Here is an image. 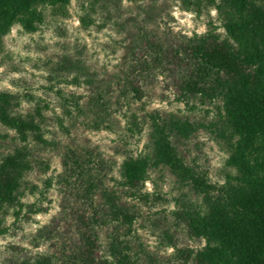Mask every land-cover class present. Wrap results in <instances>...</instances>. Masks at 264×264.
<instances>
[{
    "label": "trees",
    "instance_id": "obj_1",
    "mask_svg": "<svg viewBox=\"0 0 264 264\" xmlns=\"http://www.w3.org/2000/svg\"><path fill=\"white\" fill-rule=\"evenodd\" d=\"M71 1L0 0V52L14 27L36 33L46 22L47 9L65 18ZM89 5L93 10L95 4ZM181 5L198 16L212 8L220 24L210 20L205 33L180 41L158 39L143 30L132 42L121 94L130 96L131 102L142 101L144 86L162 77L175 90L176 102L190 112L212 113V121L148 113L150 152L125 158L112 188L101 182L105 164L98 161L94 163L97 168L90 169L79 159L69 164L67 157L65 185L71 186L73 175L85 185L75 194L80 202L75 242L60 257L39 253L11 264H138L131 242L138 216L127 201L148 200L145 187L150 173L162 169L171 173L180 189L188 190L189 194L176 200L180 208L174 214L188 237L204 244L178 248L174 237L166 234L177 260L184 264H264V0H181ZM85 9L81 21L88 28L93 19ZM72 63L65 59L60 70L71 69ZM72 83L79 84V78ZM49 90L61 101L63 118H57L61 126L66 116L94 113L93 125L100 129L112 116L113 105L101 94L91 99L92 110L87 111L80 96L54 87ZM37 100L32 95L0 91V126L14 132L19 144L0 161V240L10 231L8 217L18 223L48 211L42 197L46 199L52 180L45 182V190L27 182L35 166L32 145L49 144L45 112L50 105ZM25 101L35 103V109L22 112ZM130 124L131 133L141 130L136 114L131 115ZM201 130L228 154L223 184L188 164L174 143L175 139L188 141ZM38 193L40 198L34 202L24 201L28 196L37 198ZM105 228L111 229L104 247L100 235Z\"/></svg>",
    "mask_w": 264,
    "mask_h": 264
},
{
    "label": "rangeland",
    "instance_id": "obj_2",
    "mask_svg": "<svg viewBox=\"0 0 264 264\" xmlns=\"http://www.w3.org/2000/svg\"><path fill=\"white\" fill-rule=\"evenodd\" d=\"M91 2L95 4L93 10L89 9ZM85 8L93 19L88 28L81 21ZM45 15L46 22L38 32L28 34L16 26L5 38L0 52V91L36 96L37 101L41 98L50 105L45 112L49 144L32 145L35 166L27 176L30 186L40 190H45V182L52 180L46 199L42 197L48 211L18 223L8 217L10 231L0 240V264L39 253L60 257L63 249L75 242L80 209L75 194L85 185L77 175L70 179L71 186L65 185L67 157L69 164L79 159L90 169L97 168L94 163L98 161L105 164L101 182L112 188L125 158L150 152L148 113L189 117L198 122L213 119L212 113L190 112L183 103L176 102L175 90L162 77L144 86L142 101L131 102L130 96L121 94V86L131 63V45L138 34L145 30L158 39L172 41L203 34L210 20L220 24L214 9H205L198 16L184 11L181 0H72L67 17L56 16L51 9ZM65 59L73 63L71 69L61 71L60 64ZM76 77L79 84L72 83ZM52 87L69 96H80L87 111L92 110L91 99L101 94L112 103V116L106 118L100 129L93 125L96 118L90 112L87 116L74 114L72 119L66 116L61 126L57 118H63V108L57 95L49 90ZM34 109L35 103L25 101L21 111ZM132 114L138 116L141 124V130L135 134L129 131ZM174 143L188 164L206 171L214 183L223 184L228 154L208 132L201 130L188 141L175 139ZM17 145L15 133L0 126V161ZM145 188L150 194L148 200L127 201L138 216L131 235L138 264H184L177 260L175 249L167 245L165 238L171 234L178 248L204 245L188 237L174 214L180 208L176 200L183 193L189 194L188 190L180 189L167 169L152 171ZM39 196H28L24 201L31 203ZM110 229L101 232L100 244L104 247Z\"/></svg>",
    "mask_w": 264,
    "mask_h": 264
},
{
    "label": "clouds",
    "instance_id": "obj_3",
    "mask_svg": "<svg viewBox=\"0 0 264 264\" xmlns=\"http://www.w3.org/2000/svg\"><path fill=\"white\" fill-rule=\"evenodd\" d=\"M213 14H215V13H213Z\"/></svg>",
    "mask_w": 264,
    "mask_h": 264
}]
</instances>
